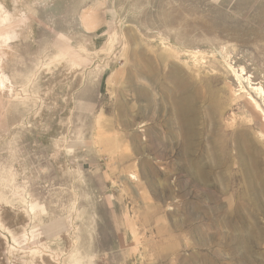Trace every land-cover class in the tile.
<instances>
[{
  "label": "rangeland",
  "instance_id": "374dc122",
  "mask_svg": "<svg viewBox=\"0 0 264 264\" xmlns=\"http://www.w3.org/2000/svg\"><path fill=\"white\" fill-rule=\"evenodd\" d=\"M259 87L264 0H0V264H264Z\"/></svg>",
  "mask_w": 264,
  "mask_h": 264
},
{
  "label": "bare ground",
  "instance_id": "6f19581e",
  "mask_svg": "<svg viewBox=\"0 0 264 264\" xmlns=\"http://www.w3.org/2000/svg\"><path fill=\"white\" fill-rule=\"evenodd\" d=\"M257 91L259 92L260 96L261 97H264V89L262 87H259L257 88ZM190 102V100H189ZM191 103V102H190ZM183 106L182 107H179L181 109L178 108V111L180 113V116L182 117V124L185 126V127H188L187 130L190 131L187 132V134H191V135H195L197 133V115H196V111L195 109L193 110L192 107L190 106V104L188 103V100L186 102H182ZM258 108H261L259 104H257ZM190 113L191 115L194 114L196 115L195 117L190 118ZM158 174V173H157ZM193 175V174H192ZM194 178V177H193ZM132 179H135V180H138V176L133 174L132 175ZM196 180V179H195ZM175 190V189H174ZM173 190V191H174ZM181 191V190H180ZM164 193V192H163ZM170 193V192H169ZM168 193V194H169ZM174 194H176L174 192ZM177 196V195H176ZM173 197V196H172ZM185 203V202H184ZM193 207V206H192ZM160 210V209H159ZM179 210V209H178ZM181 219V218H180ZM175 221V220H174ZM179 222V221H178ZM184 222V221H183ZM177 223V222H176ZM175 224V223H174ZM174 224H173V227H174ZM181 226V225H179ZM176 229V228H175ZM179 229V228H177ZM181 230V229H180ZM174 231V230H173ZM179 231V230H178ZM184 231V230H183ZM133 234L136 235V230L135 228H133ZM177 235V234H176ZM171 236V234H170Z\"/></svg>",
  "mask_w": 264,
  "mask_h": 264
}]
</instances>
